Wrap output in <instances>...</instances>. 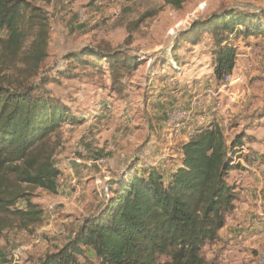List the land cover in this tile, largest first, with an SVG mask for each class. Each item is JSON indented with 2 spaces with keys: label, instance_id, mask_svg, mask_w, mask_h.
<instances>
[{
  "label": "rangeland",
  "instance_id": "374dc122",
  "mask_svg": "<svg viewBox=\"0 0 264 264\" xmlns=\"http://www.w3.org/2000/svg\"><path fill=\"white\" fill-rule=\"evenodd\" d=\"M26 1L42 17L31 22L24 13L19 48L0 29V82L12 88L46 83L73 121L64 122L31 153L38 161L50 158L59 171L55 192L17 183V173L9 176L12 186L0 189V198L9 191L26 192L43 211L41 222L28 229L14 224L2 231L0 264H38L58 252L103 208L111 184L128 167L171 160L191 123L177 128L170 115L188 112L195 97L201 96L204 104L193 107L195 114L189 116L218 118L225 133L246 135L242 151L249 159L244 164L264 163V36L233 38L238 57L225 84L214 78L216 47L210 33L196 42L181 41L193 23L227 9L261 14L264 0H183L180 8L166 0ZM42 32L47 34L45 56L36 63L35 43ZM112 53L139 59L142 65L120 69L114 78L108 62ZM84 54L93 55L99 67L92 68L90 61L85 68L70 64L69 59ZM244 66L245 75L240 73ZM238 105L245 114L236 113ZM240 117L243 124L237 123ZM18 167L25 169V163ZM235 172L229 182L237 187L240 174ZM25 209L26 200L20 199L11 211ZM5 217L0 210V220Z\"/></svg>",
  "mask_w": 264,
  "mask_h": 264
},
{
  "label": "trees",
  "instance_id": "16d2710c",
  "mask_svg": "<svg viewBox=\"0 0 264 264\" xmlns=\"http://www.w3.org/2000/svg\"><path fill=\"white\" fill-rule=\"evenodd\" d=\"M166 2L180 8L184 1ZM39 12L26 0H0V29L8 31L13 47L19 48L25 35L20 26L24 13L32 22L40 20ZM206 32L216 47L214 77L224 84L233 74L238 57L233 38L264 36V12L247 14L227 9L193 23L187 35L181 34V41L196 42ZM46 37L42 32L35 43L36 63L45 56ZM87 55L69 59L70 64L76 62L74 65L85 68L90 61L92 68H98V60ZM108 62L114 78L120 69L128 72L142 65L139 59L121 53H112ZM45 85L12 88L0 82V189L12 186L9 176L17 173V183L56 191L59 171L54 163L50 158L32 159L31 153L64 122L73 120ZM244 144L243 135L227 143L220 126L211 123L181 147V162L175 171H167L162 165L139 169L135 163L128 167L111 184V195L103 208L83 222L67 245L38 264H217V259L206 258L204 249L219 239V232L236 208V185L229 181L232 172L244 168L240 160ZM21 162L25 169L18 167ZM20 199L26 200V209L11 211ZM0 210L6 215L0 220V234L14 224L28 229L40 223L43 214L26 192L16 190L0 198Z\"/></svg>",
  "mask_w": 264,
  "mask_h": 264
},
{
  "label": "crops",
  "instance_id": "0c3cea01",
  "mask_svg": "<svg viewBox=\"0 0 264 264\" xmlns=\"http://www.w3.org/2000/svg\"><path fill=\"white\" fill-rule=\"evenodd\" d=\"M260 37L262 35L258 37L250 36L254 40H259ZM245 72H247V68L244 66L240 73L245 75ZM238 77L242 79L241 76ZM242 109L240 110L238 105L236 113L241 112V114H245V110L242 111ZM193 110V107H191L188 113L194 115L195 110ZM206 116L200 118H192L189 116L186 119V122L191 123V125H188L189 128L186 129L187 131L183 132L184 135H182L180 141L182 144L178 145L176 154L169 157V159H172L161 161L163 169L170 172L175 171L181 162V147L196 132L211 123L219 125L225 137L226 135H231L233 139L236 136L234 133H225L218 118L214 119L211 116ZM238 122L243 124L244 118L240 117ZM166 124L167 128L171 130V126L167 122ZM169 129H166V131H169ZM231 140H227V143H230ZM244 141L246 143V135L244 136ZM254 152L258 153L259 150L255 149ZM247 158L248 156H244L242 153L240 160L244 170L236 171L240 174L236 187V208L228 216L226 225L219 232V239L204 249L206 258L208 260L217 259V264H264V163L256 164L255 162L249 161L248 164H244ZM156 165L160 164L156 163Z\"/></svg>",
  "mask_w": 264,
  "mask_h": 264
},
{
  "label": "bare ground",
  "instance_id": "6f19581e",
  "mask_svg": "<svg viewBox=\"0 0 264 264\" xmlns=\"http://www.w3.org/2000/svg\"><path fill=\"white\" fill-rule=\"evenodd\" d=\"M241 78H237L235 81H240ZM189 117L188 112L184 110H178L176 111V116H172V121L178 128L182 127L183 123L186 121V119ZM180 118V120H179Z\"/></svg>",
  "mask_w": 264,
  "mask_h": 264
},
{
  "label": "built area",
  "instance_id": "2783aa9c",
  "mask_svg": "<svg viewBox=\"0 0 264 264\" xmlns=\"http://www.w3.org/2000/svg\"><path fill=\"white\" fill-rule=\"evenodd\" d=\"M239 78H240V77H239ZM226 80H229V77L226 78ZM225 83H226V82H225ZM225 83H224V84H225ZM203 104H204V101H203L202 97H201V96H198V97H195V98L192 100V105H191V107H202ZM172 116H176V110H175V113H171L170 117H172ZM179 120H180V118H179ZM186 124H190V123H186Z\"/></svg>",
  "mask_w": 264,
  "mask_h": 264
}]
</instances>
